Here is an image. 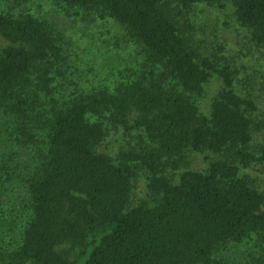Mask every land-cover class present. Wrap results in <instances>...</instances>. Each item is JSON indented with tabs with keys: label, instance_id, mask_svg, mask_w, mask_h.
<instances>
[{
	"label": "trees",
	"instance_id": "trees-1",
	"mask_svg": "<svg viewBox=\"0 0 264 264\" xmlns=\"http://www.w3.org/2000/svg\"><path fill=\"white\" fill-rule=\"evenodd\" d=\"M1 1L10 10H0V32L12 45L0 49V106L25 122L34 103L43 105L30 93L50 98L48 110L35 117L47 149L40 173L26 186L31 217L14 264H227L215 257L220 246L264 235V194L241 176L242 169L264 164V151L255 155L250 148L257 107L236 92L229 67L217 69L189 48L162 0H49L113 19L148 64L114 90H80L63 102L52 97L66 61L62 35L24 8L31 0ZM174 1L232 2L251 41L264 46V0ZM212 73L223 89L208 116L193 96L203 94ZM104 119L127 133L145 132L149 142L116 158L96 153L107 136ZM208 151L234 153L238 164L187 169L178 183L163 176L165 159ZM133 163L151 175L150 198L136 205ZM66 244L79 245L78 253L60 251Z\"/></svg>",
	"mask_w": 264,
	"mask_h": 264
},
{
	"label": "rangeland",
	"instance_id": "rangeland-1",
	"mask_svg": "<svg viewBox=\"0 0 264 264\" xmlns=\"http://www.w3.org/2000/svg\"><path fill=\"white\" fill-rule=\"evenodd\" d=\"M161 6L189 48L201 58H209L217 69L229 67L235 73L236 92L254 101L257 110L252 117L250 148L255 155H261L264 151V46L251 41L249 29L237 20L236 7L230 1L184 6L174 0H162ZM24 8L47 20L62 35L66 61L56 73L52 97L57 101L63 102L80 90L102 86L114 90L147 69L142 47L126 38L124 29L113 19L101 20L88 12L68 9L49 0H31ZM0 10L7 12L10 7L0 0ZM11 45L0 32V49ZM222 89L219 75L212 73L203 94L193 96L201 114L211 116L213 103ZM30 94L33 99L42 100L43 105L34 103V114L29 121L24 122L6 106H0V264H14V254L22 246L31 217L26 186L40 173L47 149L46 132L35 117L48 110L50 98ZM136 118L137 113L133 114L132 121ZM104 121L107 136L94 147L98 154L116 158L120 152L140 149L141 143L149 142L143 131L127 133L110 120ZM215 161L238 164L234 153L187 154L183 161L165 159L163 176L178 183L181 173L187 169L206 171ZM133 166L131 202L136 205L150 198L148 179L151 175L139 163ZM241 176L247 177L252 186L264 194V164L242 169ZM79 249L77 244L59 248L71 251L73 256ZM215 257L227 264H264V235L256 234L245 243L220 246Z\"/></svg>",
	"mask_w": 264,
	"mask_h": 264
}]
</instances>
